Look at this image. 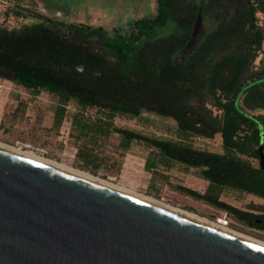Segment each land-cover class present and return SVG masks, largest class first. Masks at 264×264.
<instances>
[{
	"label": "trees",
	"instance_id": "1",
	"mask_svg": "<svg viewBox=\"0 0 264 264\" xmlns=\"http://www.w3.org/2000/svg\"><path fill=\"white\" fill-rule=\"evenodd\" d=\"M199 8L212 25L182 59ZM10 15L34 20L12 28L0 23V76L34 96L57 97L54 126L69 121V133L84 138L78 152L84 162L92 164L94 147L112 134L124 150L141 141L152 148L149 170L173 163L195 168L207 188L180 186L183 192L241 221L255 215L220 195L231 188L264 199V171L252 161L264 145V61L255 66L264 50V0H157L155 12L134 19L128 30L26 7L7 9ZM169 21L176 30L158 36ZM143 111L173 120V135L149 137L115 123ZM216 134L221 152L195 143Z\"/></svg>",
	"mask_w": 264,
	"mask_h": 264
},
{
	"label": "water",
	"instance_id": "2",
	"mask_svg": "<svg viewBox=\"0 0 264 264\" xmlns=\"http://www.w3.org/2000/svg\"><path fill=\"white\" fill-rule=\"evenodd\" d=\"M204 34L199 8L182 59ZM0 264H264V247L0 148Z\"/></svg>",
	"mask_w": 264,
	"mask_h": 264
},
{
	"label": "rangeland",
	"instance_id": "3",
	"mask_svg": "<svg viewBox=\"0 0 264 264\" xmlns=\"http://www.w3.org/2000/svg\"><path fill=\"white\" fill-rule=\"evenodd\" d=\"M157 0H0V23L8 27H20L32 22V17L10 15L5 11L26 7L40 11L64 21H82L101 24L112 30L119 27L128 30L131 22L142 16L152 15L150 4ZM203 27L208 30L211 20L204 16ZM177 25L169 21L157 28V35L175 31ZM264 61V50L255 61L260 67ZM58 103L56 96L45 91L34 96L25 87H16L11 80L0 76V141L23 151L88 171L118 186L130 188L138 193L151 196L168 205L194 212L202 217L217 221L220 218L230 221L225 211L183 192L179 187L186 186L199 193L205 192L208 181L201 178L197 169L173 163L167 168L159 165L149 170L146 159L152 148L141 141H134L128 150L118 147L119 136L112 134L99 146L94 147L95 161L87 164L78 152L84 138L77 139L69 131V122L54 126V112ZM93 113V112H92ZM118 126L133 129L149 137L165 139L173 135V120L143 111L138 118L118 116ZM65 134L62 136L61 131ZM199 146L212 151H222V138L195 139ZM197 144V145H198ZM254 164L259 159L252 160ZM220 199L242 210L260 213L264 211V199L235 189H225ZM231 229L264 241V235L249 230L235 220L227 224Z\"/></svg>",
	"mask_w": 264,
	"mask_h": 264
},
{
	"label": "bare ground",
	"instance_id": "4",
	"mask_svg": "<svg viewBox=\"0 0 264 264\" xmlns=\"http://www.w3.org/2000/svg\"><path fill=\"white\" fill-rule=\"evenodd\" d=\"M0 148L7 150L9 152H12V153L21 155V156L26 157L28 159L35 160V161H38L40 163L49 165L51 167L63 170V171L70 173L72 175L78 176L80 178L86 179L88 181H91L93 183H96V184H99V185H102L105 187H108L110 189L124 193L126 195L135 197L137 199H140V200L145 201L147 203H150L152 205L161 207L163 209L172 211L174 213H177L179 215H182L184 217H187L189 219L197 221L201 224H204V225H207L209 227L221 230L223 232H226L228 234H231V235L236 236L238 238H241L243 240H246V241H249V242L254 243L256 245H259L261 247H264V241L231 229L230 227H228L225 224V222L222 219H219L217 221H214V220L212 221V220L205 218V217H202V216H200L194 212L168 205V204H166L160 200H157L156 198L138 193L137 191H134L130 188L118 186L115 183L107 181L105 179H102L101 177H98V176H96V175H94L88 171L72 168V166H68L66 164L58 163L57 161H53L51 159L38 156L32 151H23L20 148L12 147V146L7 145L1 141H0Z\"/></svg>",
	"mask_w": 264,
	"mask_h": 264
},
{
	"label": "flooded vegetation",
	"instance_id": "5",
	"mask_svg": "<svg viewBox=\"0 0 264 264\" xmlns=\"http://www.w3.org/2000/svg\"><path fill=\"white\" fill-rule=\"evenodd\" d=\"M211 25H212V23H211ZM206 31L207 30H205V33H206ZM218 209H220V208H218ZM220 210L225 211V216L227 214L230 216V219H229L230 221L224 220V219L220 218V219H222L225 222L226 225L229 222H232L233 220H235L236 222L238 221L240 223V225L244 226L245 228H247L249 230H253V231H255V232L259 233V234L264 235V211L263 212H260V213H254L252 211L243 210L245 212L253 213L255 215L254 216H250V215L243 214L245 220L241 221V220H239L236 217V215H235L234 212H229V211L224 210V209H220Z\"/></svg>",
	"mask_w": 264,
	"mask_h": 264
},
{
	"label": "crops",
	"instance_id": "6",
	"mask_svg": "<svg viewBox=\"0 0 264 264\" xmlns=\"http://www.w3.org/2000/svg\"><path fill=\"white\" fill-rule=\"evenodd\" d=\"M149 7H150V12L152 11L151 13H154L155 12V9H156V4L151 3ZM83 21H85V20L82 19V22Z\"/></svg>",
	"mask_w": 264,
	"mask_h": 264
},
{
	"label": "built area",
	"instance_id": "7",
	"mask_svg": "<svg viewBox=\"0 0 264 264\" xmlns=\"http://www.w3.org/2000/svg\"><path fill=\"white\" fill-rule=\"evenodd\" d=\"M65 122H69V121H65ZM65 122H64V123H65ZM64 123H63V124H64ZM69 129H70V128H69ZM69 129H68V130H69ZM61 134H62V136H64L65 132L62 130V131H61ZM67 135H69V131L67 132ZM196 139H197V138H196ZM198 139H205V138L198 137ZM195 143L198 144L196 141H195ZM200 144H201V143H199L198 145H200ZM227 223H228V222H227Z\"/></svg>",
	"mask_w": 264,
	"mask_h": 264
}]
</instances>
